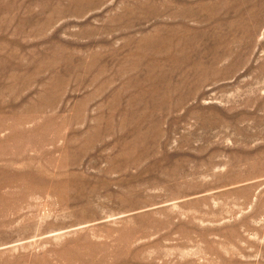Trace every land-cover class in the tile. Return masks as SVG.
Instances as JSON below:
<instances>
[{
	"label": "rangeland",
	"instance_id": "rangeland-1",
	"mask_svg": "<svg viewBox=\"0 0 264 264\" xmlns=\"http://www.w3.org/2000/svg\"><path fill=\"white\" fill-rule=\"evenodd\" d=\"M0 264H264V0H0Z\"/></svg>",
	"mask_w": 264,
	"mask_h": 264
}]
</instances>
